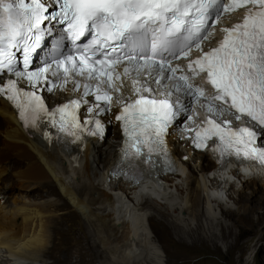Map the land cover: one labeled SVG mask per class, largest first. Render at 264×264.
<instances>
[{
	"label": "snow or ice",
	"instance_id": "1",
	"mask_svg": "<svg viewBox=\"0 0 264 264\" xmlns=\"http://www.w3.org/2000/svg\"><path fill=\"white\" fill-rule=\"evenodd\" d=\"M235 11L243 12L241 21L221 27L218 46L204 51L202 42ZM54 34L55 50L31 68ZM193 49L201 53L194 60ZM180 59L192 77L205 74L214 89L211 97L173 64ZM65 85L78 98L46 107L40 93L62 95ZM119 92H127L128 99L116 97L115 120L126 137L124 167L135 182L153 178V156L171 170L165 136L175 121L188 118L191 101L201 98L208 100L209 113L219 111L212 103L218 101L234 110L237 120L250 118L259 131L233 130L231 121L209 118L185 129L194 132V147L215 138L213 152L221 157L264 165V147L256 146L264 144V0H0V99L10 102L22 126L38 127L46 117L77 140L85 133L103 138L110 121L96 117L107 116Z\"/></svg>",
	"mask_w": 264,
	"mask_h": 264
},
{
	"label": "bare ground",
	"instance_id": "2",
	"mask_svg": "<svg viewBox=\"0 0 264 264\" xmlns=\"http://www.w3.org/2000/svg\"><path fill=\"white\" fill-rule=\"evenodd\" d=\"M6 106L0 99V264H94L95 258L100 264H160L162 253L166 264H177L184 260L179 247L205 246L196 255L234 248L238 235L226 220L261 221L239 204L246 194L264 205L262 178L208 174L211 161L195 154L201 164L193 170L186 162L183 173L131 186L109 177L114 144L88 142L80 161L54 144L28 139ZM230 175L240 185L222 182ZM76 220L87 227V245L69 239Z\"/></svg>",
	"mask_w": 264,
	"mask_h": 264
},
{
	"label": "rangeland",
	"instance_id": "3",
	"mask_svg": "<svg viewBox=\"0 0 264 264\" xmlns=\"http://www.w3.org/2000/svg\"><path fill=\"white\" fill-rule=\"evenodd\" d=\"M2 124L3 122L0 120V125ZM97 163L98 167L101 168L102 164L98 161L96 164ZM188 168H190V166H188ZM233 201L238 200L234 199ZM242 201L243 202L239 205L246 209V213H248V215L252 214V216L255 217L254 219L260 217L261 221L258 224H251L245 219L235 218V220H226L229 227L238 235V240L234 248L226 252V248L222 247L219 254L208 253L206 255H196L199 251H205V246L197 245L195 249L179 247L177 250L184 254V260H179L177 264H202L203 259L206 260L207 264H264V205L260 204L262 200L255 195L242 194ZM232 204L233 203L230 202L229 206H235ZM245 207H249V209ZM202 210L204 214L208 212L204 203H202ZM256 211H258V213H256ZM69 236L70 241L80 242L82 245H87L89 243L87 227L78 220L73 222V227L71 228ZM156 243L158 242L156 241ZM91 253L94 254L92 248ZM162 254L160 264H166L167 258ZM47 262L50 263L51 261L48 260ZM5 264H14V262L8 260ZM94 264H100L99 260L95 258Z\"/></svg>",
	"mask_w": 264,
	"mask_h": 264
}]
</instances>
